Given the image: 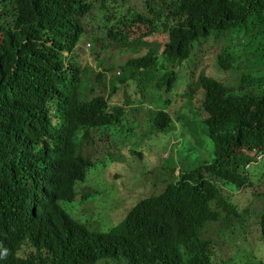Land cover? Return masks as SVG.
<instances>
[{"label": "trees", "instance_id": "trees-1", "mask_svg": "<svg viewBox=\"0 0 264 264\" xmlns=\"http://www.w3.org/2000/svg\"><path fill=\"white\" fill-rule=\"evenodd\" d=\"M124 4L129 18L118 14V25L143 24L148 37L165 41L151 42L155 49L127 61L111 79L112 91L131 82L140 86L147 75L149 85L162 91H152L151 101L165 105L149 118L153 139L191 137L185 159L163 162L170 176L153 185L158 190L152 195L134 202L110 232H91L75 220L60 201L77 199V184L95 167L81 146L90 145L91 130H110L125 114L134 116L137 105H110L104 96L86 99L93 91L86 84L88 67L75 52L91 2L0 0L11 19L9 25L0 22V264H264V203L254 237L256 224L247 217L254 212L234 199V193L254 189L255 180L264 182V0H149L142 12L129 0ZM98 9L106 24L107 0ZM109 34L118 37L113 30ZM120 35L126 40L128 32ZM210 40L227 46L214 68L197 69L193 54ZM167 64L195 65L196 83L175 99L176 73L160 82L150 78ZM217 72H239V88L221 82ZM205 138L212 153L193 163L190 158ZM152 149L142 143L126 148L125 155L140 169L147 150L151 161L155 157ZM159 149L165 151L154 150ZM213 224L218 228L210 232ZM250 239L261 245L242 249Z\"/></svg>", "mask_w": 264, "mask_h": 264}, {"label": "rangeland", "instance_id": "rangeland-1", "mask_svg": "<svg viewBox=\"0 0 264 264\" xmlns=\"http://www.w3.org/2000/svg\"><path fill=\"white\" fill-rule=\"evenodd\" d=\"M88 2L92 3V10L84 20L86 32L81 37L75 52V59L81 62L83 66L87 65L88 67L85 69L86 84L89 88L93 89L92 92L88 93V97L104 95L109 97L113 103L128 105V102H131L134 106L137 105L134 112L136 118L133 115L125 114L120 126L114 125L110 130L93 129L90 131V145L81 146V152L93 159L95 167L88 171L84 182L77 184V199L71 202L60 201L61 206L75 220L83 223L89 231L102 234L116 228L127 215L134 202H138L158 190L153 185L160 183L170 176L169 172L165 171L163 162L171 157L175 162H179L181 158L185 159V154H183L184 146L185 144H189L192 138L188 137L184 140L181 138L182 134L178 133L174 141H171L170 136H166V134L162 135L160 139H153L155 130L151 126L149 118L150 116L154 117L158 111L164 108V105H161L160 100L151 101L155 93L159 95L162 91L157 90L155 84L149 85L148 79L145 85L141 83L139 88L135 82L121 85L116 92H113L111 88V79L119 76L121 68L127 61L132 58L138 59L143 57L146 54V49H155L156 44L151 46V42L158 41L162 43L165 41V38L162 36L157 37L156 35L148 37L149 28L140 23H136L133 27L118 25V14H125L124 17L126 19L129 18L127 15L129 12L128 6L124 4V0H107V16L109 21L106 24L102 21V12L98 9L101 0H88ZM129 3L134 11L138 9L139 12H142L149 9V0H129ZM5 13L0 9V22L4 25H9L11 19L9 13ZM122 22L124 23L125 21ZM109 30H113L118 34L128 32L130 44L125 45L122 42L112 40L107 35ZM93 38L95 39L94 41L92 40ZM217 42L223 45L219 47ZM217 42L210 40L202 48L201 51H204L203 53L201 51L194 52L191 62H195V65L198 67L197 69L201 67L210 68L212 66L214 68L215 63L213 62H215L218 53H220L221 48L227 46L226 42ZM236 43L238 44L237 41ZM145 45L151 47L147 48ZM197 54L198 56H196ZM195 65H192L190 68H183L177 65L172 67L167 64L165 67H158L156 71L151 72L150 78L156 82H160L163 77L169 75L171 72L176 73L177 80L172 92L175 99L177 95L180 97L188 91V88L191 86L189 84L196 83L193 76L196 74V71H192ZM108 67L113 68V72H109L106 69ZM99 75H101L100 79H98ZM217 75L221 82H226L227 85L236 90L239 88V81L242 78L239 72H217ZM150 88L152 90L147 94L148 100H146V93ZM152 91L155 93H151ZM168 97L170 99L171 94ZM191 113L193 112H186V114ZM142 143L148 144L154 147V149L163 146L165 151H161V149L149 150L155 156L151 161L147 150L148 154L143 156L144 162H138L139 165L142 164L140 169H136V164L133 159L125 155V150L131 146L140 147ZM176 146L177 149L174 150L173 147ZM200 147L201 149H198L190 158L193 163L198 162V160H206L209 158L208 155L212 153V143L208 139L205 138ZM142 153H144L143 150ZM124 167L127 171H125ZM254 169L258 175L261 167L256 165ZM177 175L178 172L176 173ZM254 183H256L254 189L236 192L234 193V199L245 210L254 212V214L247 217L249 222L256 224L254 233L256 236L254 237H257L260 229L257 214H260L262 210L264 198L256 196L254 193H264V182L260 184L255 180ZM158 187H161V185ZM112 190L114 191L112 192ZM91 191L92 196L88 198L84 196ZM84 198L87 199L85 200ZM208 228L212 232L218 228V225H209ZM208 235L210 236L211 234L206 232V236ZM250 243L252 244H249L247 247L243 243L242 249L252 250V247L261 245L258 239H250Z\"/></svg>", "mask_w": 264, "mask_h": 264}, {"label": "clouds", "instance_id": "clouds-1", "mask_svg": "<svg viewBox=\"0 0 264 264\" xmlns=\"http://www.w3.org/2000/svg\"><path fill=\"white\" fill-rule=\"evenodd\" d=\"M107 35H108V37L109 38H111L112 40H114V41H119V42H122V43H124L125 45H128V44H130L129 43V39H128V37H127V39L126 40H122L123 39V36H121L120 34H118V37L117 38H113V37H111L110 36V34H109V31H108V33H107ZM77 48H78V45H77ZM76 48V49H77ZM67 53H65V55H66ZM68 55V54H67ZM66 55V56H67ZM120 75V74H119ZM146 80H147V76H142V77H140V84L142 83V85H145V82H146ZM163 80V79H162ZM137 86H138V88H139V84H138V82H137ZM141 92V91H140ZM88 93H89V91H87V93L85 94L86 95V99H91V98H93V97H95V96H92L91 98H89L88 97ZM142 93V92H141ZM96 96H104V95H96ZM104 97H106V96H104ZM107 99H108V101H109V98L108 97H106ZM109 104L111 105V104H117V103H113V102H109ZM165 106V105H164ZM129 108H130V106H129Z\"/></svg>", "mask_w": 264, "mask_h": 264}, {"label": "bare ground", "instance_id": "bare-ground-1", "mask_svg": "<svg viewBox=\"0 0 264 264\" xmlns=\"http://www.w3.org/2000/svg\"><path fill=\"white\" fill-rule=\"evenodd\" d=\"M139 132V131H138ZM139 134V133H138ZM124 158V157H123ZM161 161V160H160ZM122 162V161H121ZM151 167V166H150ZM150 171H152L151 169H150ZM143 172V171H142ZM147 172H149L148 170H147ZM155 174V173H154ZM143 175V174H142ZM150 176V175H149Z\"/></svg>", "mask_w": 264, "mask_h": 264}]
</instances>
